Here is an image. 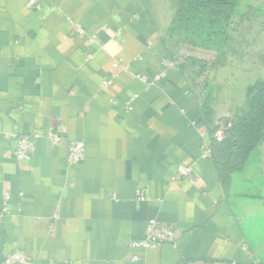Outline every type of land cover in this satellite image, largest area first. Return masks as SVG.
<instances>
[{
  "label": "crops",
  "instance_id": "obj_1",
  "mask_svg": "<svg viewBox=\"0 0 264 264\" xmlns=\"http://www.w3.org/2000/svg\"><path fill=\"white\" fill-rule=\"evenodd\" d=\"M26 1L0 0V264L16 251L29 264H264V143L226 181L202 159L253 85L235 102L226 66L259 75L257 47L219 58L179 44L172 0ZM192 59L216 64L200 78ZM59 127L86 145L80 164L47 137ZM37 132L33 158L18 162L13 135ZM193 163L201 182L171 183ZM151 220L177 245L134 248Z\"/></svg>",
  "mask_w": 264,
  "mask_h": 264
},
{
  "label": "trees",
  "instance_id": "obj_2",
  "mask_svg": "<svg viewBox=\"0 0 264 264\" xmlns=\"http://www.w3.org/2000/svg\"><path fill=\"white\" fill-rule=\"evenodd\" d=\"M244 0H180L169 36L179 44L214 51L222 55L229 39L231 19ZM218 58V59H219ZM217 59V60H218ZM202 78L216 62L192 59ZM203 88L201 83L197 84ZM264 143V77L248 87L246 102L235 114L221 142L212 140L210 159L221 180L243 171L252 154Z\"/></svg>",
  "mask_w": 264,
  "mask_h": 264
},
{
  "label": "built area",
  "instance_id": "obj_3",
  "mask_svg": "<svg viewBox=\"0 0 264 264\" xmlns=\"http://www.w3.org/2000/svg\"><path fill=\"white\" fill-rule=\"evenodd\" d=\"M25 7L27 9H35L41 11L42 8L40 5L36 3L35 0H27ZM76 33L83 35L84 31L80 26L76 27ZM93 41V39H91ZM173 63H166V66H171ZM114 67L117 70L122 72H128V67L123 64L122 60L117 61L114 64ZM162 76H158L156 81H159ZM137 79L140 81L146 82V79L141 76H137ZM112 84V79H106L103 81L102 86L104 89L108 88ZM132 110V101H130L127 105V111ZM68 131L66 127H59L57 129L51 128L47 137L50 139L51 143L55 146L66 144L68 155H67V165L75 166L80 164L84 158L86 153V145L83 142H75L71 141L68 137ZM13 137L17 141L16 150L14 152L15 159L22 162H29L33 158L36 150V143L39 139L43 137L42 133H35L33 135H13ZM215 140L221 142L224 140V134L222 132H218L215 135ZM210 158V144L205 143L202 147V159ZM197 164L193 163L191 165L180 164L177 166V173L173 177H171L170 181L173 184H178L185 179H191L198 183L201 182L202 179L196 171ZM5 198L8 201L10 196L5 194ZM145 195L143 193L138 194V200L144 201ZM5 201V202H7ZM7 204H5L3 211L0 213V218H4L7 213ZM177 245V233L163 225L161 222L157 220H151L146 227V237L141 242H134L132 246L134 248H143V249H152L158 248L162 245ZM136 259L134 258L133 261ZM7 263L9 264H29V258L27 255L20 251L14 252L8 259ZM217 264H225V263H217Z\"/></svg>",
  "mask_w": 264,
  "mask_h": 264
},
{
  "label": "rangeland",
  "instance_id": "obj_4",
  "mask_svg": "<svg viewBox=\"0 0 264 264\" xmlns=\"http://www.w3.org/2000/svg\"><path fill=\"white\" fill-rule=\"evenodd\" d=\"M178 3L180 0H172ZM229 41L222 49L221 53L226 55L229 51L255 52V61L257 63L258 74L254 71L247 72V68L239 61H235L232 65L226 66L227 73H233V77L229 79V83L235 85L231 92L235 98V102L245 100V92L242 93V86L250 82L254 84L257 80L264 77V0H244L238 11L233 16L229 25ZM224 57V56H223ZM221 57V58H223ZM225 69V70H226ZM238 77V78H235ZM259 236L255 235L254 239Z\"/></svg>",
  "mask_w": 264,
  "mask_h": 264
}]
</instances>
